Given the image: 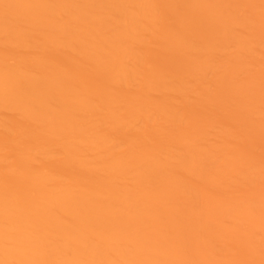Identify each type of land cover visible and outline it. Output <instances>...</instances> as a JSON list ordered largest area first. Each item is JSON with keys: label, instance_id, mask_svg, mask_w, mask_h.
<instances>
[{"label": "bare ground", "instance_id": "obj_1", "mask_svg": "<svg viewBox=\"0 0 264 264\" xmlns=\"http://www.w3.org/2000/svg\"><path fill=\"white\" fill-rule=\"evenodd\" d=\"M0 264H264V0H0Z\"/></svg>", "mask_w": 264, "mask_h": 264}]
</instances>
